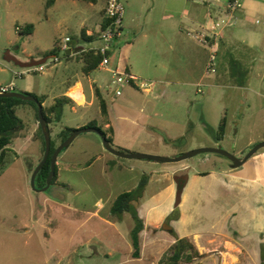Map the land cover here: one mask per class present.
<instances>
[{
	"label": "rangeland",
	"instance_id": "1",
	"mask_svg": "<svg viewBox=\"0 0 264 264\" xmlns=\"http://www.w3.org/2000/svg\"><path fill=\"white\" fill-rule=\"evenodd\" d=\"M45 1L0 0V86L13 84V88H18L30 80L35 88L28 93L40 99L46 98L45 105L62 99L59 119L52 118L48 123L51 157L62 142L60 132L67 127L84 128L89 120L94 119L95 126L111 137L112 132L105 126L95 92L91 95L88 84L93 82L94 87L102 85V89L106 90L104 87L110 84L113 74L99 67L85 74L80 58L83 47L101 43L97 34L104 18L106 0H96L95 3L56 0L49 7H46ZM119 1L124 9L123 30L120 45L114 51L111 49V59L123 61L126 57V65L136 77L134 82L137 84L124 85L119 96L110 92L109 97L104 91V97L100 90L108 105V126L121 135L117 138L125 140L130 135L127 131L131 125H128L127 119L131 116L147 120L150 132L151 128L164 127L172 135L173 131H176L175 134L182 131L174 124L176 120L188 122L204 115L218 126L220 118L226 114L227 130L216 145L237 157L242 152L244 157L254 145L264 141V0H240L241 5H246L247 15L240 14L246 28L241 25L235 28L237 32L240 29L239 35L242 36L251 32L250 36L254 39L257 33L258 39L253 41L242 37L227 41L225 46L221 45L220 39L226 28H234L232 18L238 12H234V16L225 12L229 0H216L224 11L210 14L211 17H206L205 10L210 12L206 9L207 5L212 12L216 9L214 0L207 4L205 0ZM193 11L199 12L198 21L186 24L183 14ZM217 19H224L226 28L214 42L216 50L189 34L200 30V24L205 26ZM182 21L184 24H181ZM27 24H33L29 34L21 31ZM81 28L92 32L95 39L91 42L81 39ZM66 36L71 38L67 43L71 49L70 57H66L65 51L60 49ZM8 50L21 61L46 57L48 65L42 72L17 76L14 71L26 67L6 61L4 55ZM211 56L216 58L215 71L212 72L207 69ZM54 58L57 60L54 61ZM188 73L193 83L183 87L184 98L174 95V84L166 86L167 94H164L160 84L152 91L150 85L146 88L139 86L141 82L150 84L165 77L177 80ZM81 76L85 77L83 94L87 101L92 99L88 110L72 107L73 101L61 95L68 88V91L79 88L75 82ZM15 114L22 120L23 127L11 135L5 165L0 169V264H158L176 235L187 231L199 232L190 240L200 255L183 264L222 263V253L208 249L211 243L203 240L200 234L203 228H209L213 216L205 195L196 194L193 199L183 195L182 204L173 207V194L170 202L146 212L157 201L151 195L173 179L171 175L164 176L165 169L177 163L116 156L104 149L99 134L85 131L58 153L55 160L58 172L56 182L44 191H36L31 187L30 177L42 158L44 136L31 102H18ZM187 124V130L190 128L191 132L192 125ZM133 131L130 136H134L135 140H149L153 135L152 148L161 150L144 152L142 146H147L141 144L137 149L124 150L112 142L113 147L171 158L192 150L187 147L198 133L187 132L173 144L158 139L160 134L156 131H152V135L146 131ZM208 141L216 142L212 138ZM209 145L212 144L203 147ZM99 153L103 157L87 166V162ZM207 159L210 161L206 162ZM216 159L222 161L217 162L222 167L230 162L226 156L211 152L199 153L183 161L192 167L190 172L193 173L208 169ZM227 167L241 174L263 176L264 184V147L242 165ZM141 178H146L147 184L135 206L144 221V228L140 232V255L133 258L130 232L134 220L129 212L112 215L110 206L119 193L135 188ZM196 187L197 183L192 184L191 192ZM166 206L171 207L166 216L169 221L164 218L156 222L159 209ZM241 206L245 204L241 202ZM183 211L186 213L184 224L181 220L175 221ZM164 223L171 229L163 228ZM239 228L243 230L242 226ZM226 233L238 246L224 250L226 264H261L264 226L260 222L251 228L248 224L244 235L232 227H228ZM220 248L223 251L222 245Z\"/></svg>",
	"mask_w": 264,
	"mask_h": 264
},
{
	"label": "crops",
	"instance_id": "2",
	"mask_svg": "<svg viewBox=\"0 0 264 264\" xmlns=\"http://www.w3.org/2000/svg\"><path fill=\"white\" fill-rule=\"evenodd\" d=\"M195 1V0H193ZM206 4L210 1V0H205ZM259 2H261V0H257ZM214 2H216V0H214ZM217 3V2H216ZM216 5V9H214V11L212 12L211 9L209 7L206 6V9L210 10V12L207 13V11L205 10V15L206 17H211V15H215L218 14V12L224 11L223 7H220V4L217 3ZM224 6V5H223ZM246 5L244 6L242 4V7L238 10V12L236 13V15L234 16V22L235 24L233 25L234 28H226L223 37H221L220 39V43L222 46H225L227 41H231V40H236L238 38H246L248 37L249 39L256 41L258 39V34L256 32H253L254 34L256 33L257 37L254 39L253 37L250 36L251 32L249 33H244V35H239V30L238 32L235 31V28L238 25H241L240 27H244V29L246 28L244 26L245 24V20L244 18H242L243 16L240 14L243 12L245 15H247L246 13ZM185 11V9H184ZM190 12V11H189ZM185 19L183 18V20H185L186 24L190 23L192 24V21H195L196 18L199 16V12L198 11H193L191 13H188V15L183 14ZM198 21V20H196ZM181 24H184V22L182 21ZM100 25V24H99ZM232 27V26H231ZM182 31V29H180ZM251 31V30H250ZM86 33L87 34H92V32H90L89 30L86 29ZM121 36L119 38H116L112 44V51H114V49L116 47H118L119 44V40H120ZM111 51V53H112ZM10 52V51H9ZM46 58V57H44ZM42 59V58H40ZM126 57H124L123 61H121L120 59H111L110 60V68H125L127 71H129L128 66L126 65ZM125 60V61H124ZM113 63V65H112ZM16 72V71H14ZM130 72V71H129ZM131 73V72H130ZM132 74V73H131ZM186 74V73H185ZM190 73H188L187 75H185L184 78H178L177 80H172L169 79L167 77H165L166 79H160L159 81H152L150 84L151 87V91L153 89H155L157 84L162 85L163 87V92L164 94L168 93V89L166 88L167 85H171L174 84V88H175V93L174 95L179 97H183L184 98V88L188 85H191L193 83V80L190 79L189 76ZM84 76H81V79H77L75 82V85H79V88H75L71 91H68L70 88L66 89L65 91H63L61 93L62 96H66L68 98H70L73 102V106L72 107H79L80 109H85L88 110L91 106H92V99H89L88 101L86 100L85 95L83 94V89H84ZM133 84H137L134 82V80L132 81ZM74 85V86H75ZM88 87L91 91V95H94V91H93V87H94V83H89ZM124 85L121 87L123 88ZM180 89H179V88ZM35 87H33L32 83L30 82V80H27V82L23 85V87H18V88H14L15 90H19V91H24V92H30L32 93ZM102 93H104V97L105 96V92L107 93V95L110 96V92H108L107 90H103L102 85H100L98 87ZM70 93V96H68ZM122 94V92H121ZM120 94V95H121ZM119 96V95H118ZM82 100V102L80 103L79 101ZM46 102V98L43 99V104L45 105ZM50 105V104H49ZM48 106V105H47ZM109 112V110H108ZM123 118L127 119V117ZM94 120V119H91ZM127 123L128 125H131L129 129L128 128V133L130 135H133L136 129V131H138V133H144L145 131L147 132V134H151L152 135V131H156L158 132L160 135L158 136V139H162L166 140V142L169 143H175L176 139L184 136L187 134V132H190V128L187 130V126L189 123V126L192 125L191 127V132L190 133H194V132H198L197 136L195 139H193L191 141V143L189 144V146L187 147V149L189 148H197V147H202V146H207V144H212L209 146H216V143L213 142L211 143L210 141H208L209 139H214L217 140L215 137L216 134V130H217V126L215 124H212L206 117H204V115H198V117H195L193 119H190L188 122H179V120H176L174 122V124H177V126H180L181 130L179 133L175 134L176 131H171L173 134L171 135L168 131V129H165L164 127L160 128V129H152L151 128V132L149 131L150 128L147 127V120L145 121H141L140 119H136L134 116H131L127 119ZM90 121V120H89ZM88 121V122H89ZM139 122L141 123V126L138 127ZM106 127H108V124H105ZM112 130H111V137H112V141L114 144H116L117 146H119L120 148L124 149V150H133V149H137L138 146L141 145H146L147 148L143 147V151L144 152H158L161 149H153L152 146L154 145L153 143V135L152 138L147 140V139H134V136H126V139H120L117 138L118 136H121L120 133L117 131V133L114 131L113 127L111 126ZM137 133V134H138ZM193 137V136H192ZM194 138V137H193ZM101 140V139H100ZM219 143V142H218ZM161 145V144H160ZM165 145H163L164 147ZM166 150V149H165ZM177 152V151H176ZM241 154H243L241 152ZM103 157V155L101 153L97 154L96 156H94L91 160V162H87V166H91L92 163L100 158ZM112 161V160H111ZM210 160L207 159L206 162H209ZM161 162V161H160ZM218 163H221V160H213L212 162V166H210L208 169H202V170H198V171H194L193 173L190 172V169L192 167L189 166V164H187L184 161H180V162H172V163H177L175 166L169 167L167 169H165V173L164 176L167 177L169 175H171V177L173 176V179H171V182L162 187L161 189H159L157 192L153 193L151 196H154L155 199H157L156 203L154 205H150L147 209L148 211L151 210H157L159 208V205L166 203V202H170V200L172 199V196L174 194V196L176 195L177 189L179 187L178 184V179L180 178V170L185 172V175H183V183L181 184L182 189H181V197H180V203L178 206H180L183 202V195L185 196V198H189L191 197L192 199L195 198L196 194H203L205 195V200L206 203L211 205V208L213 210V216H211V221L209 222V228L208 229H202V232L200 233L203 237V240L209 241L210 246L208 247L211 248L213 251H217L222 253V263L221 264H226L227 263V259H225V254H224V250L227 248H231V247H238L237 244H235V242L233 241V239H231V237H229V235H227V229L228 227H232L233 229H235L236 231H238L240 234H245L247 231V225H250V228L252 227V225L257 226V223L260 222L261 225L264 226V184H263V176H258V175H245V174H241L240 172H236V170H231L228 169L227 165L226 167H222L221 165H217ZM163 163H167V162H163ZM232 167V166H229ZM177 175V176H175ZM197 183V187L195 188V191L191 192V185ZM200 183V184H199ZM246 192V193H244ZM144 196V195H143ZM175 198V197H174ZM175 201V199H174ZM239 201H241L242 203L245 204V206H241V202L239 203ZM143 202V201H142ZM174 207V205H173ZM171 211V207L166 206L163 209H159V212L157 213V221L158 222L160 219H164L166 218V216L169 215ZM244 214H242V213ZM246 218V219H245ZM181 220L182 223L184 224V222L186 221V213L180 212L178 214V217L175 219V221H179ZM240 226H242L243 230H240ZM246 229V230H245ZM174 230V229H173ZM199 233V232H198ZM197 232H192V231H187V233H184L183 235H176V237L174 238V240L176 238H180L183 236H187V237H191L195 234H198ZM218 243V245H214V243ZM222 245V247H224L223 251H220L221 248L220 246ZM204 249H206L204 247Z\"/></svg>",
	"mask_w": 264,
	"mask_h": 264
},
{
	"label": "trees",
	"instance_id": "3",
	"mask_svg": "<svg viewBox=\"0 0 264 264\" xmlns=\"http://www.w3.org/2000/svg\"><path fill=\"white\" fill-rule=\"evenodd\" d=\"M56 0H46L45 5L46 7L52 6ZM89 2H96V0H87ZM104 15V12L103 14ZM108 23V20L103 18L101 21V27L104 28ZM33 30V24H27L21 30L23 33L29 34ZM81 39L91 42L95 39L92 34H86V31L81 28ZM66 57H70L69 54ZM82 61V71L87 74L92 70L96 69L98 63L101 59V55L98 54L94 50H85L81 51L80 55ZM95 96L98 100L100 112L103 115L104 123L108 124L107 117H108V105L106 98H104L101 94L100 89L95 86L94 87ZM40 103H43V99H40L37 95H34ZM66 99L70 100V98L64 96ZM31 102L36 110L37 115V105L35 102L22 100L15 97H0V169H2L5 165L6 154H7V146L11 141V135L13 132L20 130L22 126V120L16 116L15 114V107L17 106L18 102ZM62 99L56 100L54 103L50 105H43L42 111L47 120V123L51 122L52 118L59 119L62 111ZM38 118V116H37ZM85 126H91L97 128L101 134L105 135L107 140L112 144V138L107 136L99 127L95 126V122L90 120ZM226 126H227V118L223 116L220 120L217 130V138H223L224 134L226 133ZM40 128V126H39ZM41 130V128H40ZM73 130V128L67 127L64 131L60 132L61 141H63ZM107 130H112L111 126H108ZM50 131V128H49ZM45 145L43 148L44 153ZM52 150V149H51ZM43 156V154H42ZM50 154L46 159L45 163L41 167L40 171L36 175L35 179V186L41 188L45 185L46 177L50 171ZM92 160L89 161V163ZM58 178V172L56 166L54 167V175L50 182V185L55 183ZM147 184L146 178H141L139 180L138 185L128 191H123L119 193L110 206V213L112 215H119L124 212H129L134 220V226L130 232L131 243L133 247L132 257L138 258L140 255L141 243H140V232L144 228V221L139 216L137 208L135 206V202L141 198L144 187ZM169 221V217L166 218ZM200 255L197 247L195 244L190 240L189 237L183 236L180 238H176L167 248V250L163 253L160 257L158 264H183V263H190L192 260ZM260 257H261V264H264V244H261L260 248Z\"/></svg>",
	"mask_w": 264,
	"mask_h": 264
},
{
	"label": "built area",
	"instance_id": "4",
	"mask_svg": "<svg viewBox=\"0 0 264 264\" xmlns=\"http://www.w3.org/2000/svg\"><path fill=\"white\" fill-rule=\"evenodd\" d=\"M240 0H229L225 5V12L229 15H234L233 13L238 11L241 8ZM124 9L119 0H106L104 7V18L108 20L107 25L102 28L101 24L99 32L97 34V39L101 42L98 45H89L87 47H83L82 50H94L98 54L101 55V59L98 63L99 68L107 69L113 74V78L110 81V84H106L104 87L108 92L114 93L116 96L120 95L122 92V85H130L132 81L136 78L133 74L127 71L125 68H110V60H111V49L112 44L116 38H119L122 35V20H123ZM221 18V17H219ZM232 18V17H231ZM233 19V18H232ZM224 19L212 20L208 25L200 24V30H196L195 34H191L200 41L201 43L208 45L216 50L214 46V42L217 41L224 32L226 25L223 24ZM228 25V24H227ZM91 34V33H90ZM71 41V38L66 36L63 39V43L60 46V49L65 51L69 49L71 53V49L68 48L67 43ZM57 58H54L56 61ZM216 62V58L211 56V60L208 63L207 69L215 71L214 64ZM48 65L46 60L43 63H40L35 66L26 67V69L14 72L17 76L26 73L32 72H42L45 67ZM151 85L146 82H141L140 87L146 88V86ZM13 88V84L8 86H0L1 91H6Z\"/></svg>",
	"mask_w": 264,
	"mask_h": 264
},
{
	"label": "water",
	"instance_id": "5",
	"mask_svg": "<svg viewBox=\"0 0 264 264\" xmlns=\"http://www.w3.org/2000/svg\"><path fill=\"white\" fill-rule=\"evenodd\" d=\"M69 52H70L69 49L66 50V54H69ZM4 59L8 62H13L15 65H17L19 67L35 66V65H38L40 63H43L46 60V58H42V59L31 58L28 61H21V60L17 59L15 56L11 55L9 50L5 53ZM0 97H15V98H19L22 100L35 102L37 105V116H38V121H39L41 131H42L43 136H44L45 149H44V153H43V156H42L39 164L33 170L31 177H30L31 187L36 191H44V190L49 188L50 182H51L53 175H54L55 160H56L58 153L63 148L67 147L75 139V137L77 135H79L80 133H83L85 131H93V132H96L97 134H99V137L101 139V143H102L104 149L107 150L108 152L116 155V156L125 157V158L150 159V160H156V161H161V162H180V161H183L189 157L197 155L199 153L211 152V153H216V154H221V155L226 156L229 160L232 161L231 162L232 167H238V166L242 165L243 163H245L246 160L249 159L259 148L264 147V141L257 143L245 154V156L243 158H238L237 156L227 152L226 150H224L220 146L199 147V148L189 150L185 153H182L176 157L171 158V157H163V156H157V155H151V154H145V153H137V152L118 150L115 147H113V145L107 140L106 136L101 134L97 128L91 127V126H89V127L86 126L84 128H78V129L73 130L61 142V144L56 148V150L52 153V156L50 158V171H49L48 176L46 177L45 185L41 188H38L35 186L36 175L38 174L41 167L43 166L46 159L48 158V156L50 154V146H51L48 123H47V120H46V118L43 114V111H42L43 105H42V103H40L38 101V99L34 95L29 94V93L24 92V91L15 90V89H10L6 92L0 91ZM181 189H182V186H179L177 189V192L175 195L174 207H177L180 203ZM163 228L171 229V226L164 223Z\"/></svg>",
	"mask_w": 264,
	"mask_h": 264
},
{
	"label": "flooded vegetation",
	"instance_id": "6",
	"mask_svg": "<svg viewBox=\"0 0 264 264\" xmlns=\"http://www.w3.org/2000/svg\"><path fill=\"white\" fill-rule=\"evenodd\" d=\"M10 54L12 55V52L10 51ZM14 56V55H13ZM12 89H14V88H12ZM10 90V89H9ZM1 91V90H0ZM6 91H8V90H6ZM6 91H3V92H6ZM223 116H226V118H227V126H228V117H227V115L226 114H224ZM222 116V117H223ZM221 117V118H222ZM221 118H220V120H221ZM220 120H219V123H220ZM219 123H218V125H219ZM227 126H226V130H227ZM217 130H218V126H217ZM217 130H216V134H215V137H216V144H219L218 142H220V140H222V138L221 139H218L217 138ZM216 146H220V145H216ZM216 146H208V147H216ZM203 147V146H202ZM239 157L238 158H243L242 156H243V154H240V155H238ZM231 160H230V162L227 164V165H229V166H231ZM185 172H186V170H184L181 174H180V178L178 179V184H179V186H181V184L183 183V175H185Z\"/></svg>",
	"mask_w": 264,
	"mask_h": 264
},
{
	"label": "clouds",
	"instance_id": "7",
	"mask_svg": "<svg viewBox=\"0 0 264 264\" xmlns=\"http://www.w3.org/2000/svg\"><path fill=\"white\" fill-rule=\"evenodd\" d=\"M69 54H70V52H69Z\"/></svg>",
	"mask_w": 264,
	"mask_h": 264
}]
</instances>
